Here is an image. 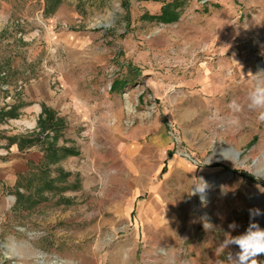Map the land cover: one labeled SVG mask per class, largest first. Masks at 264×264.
Instances as JSON below:
<instances>
[{"label": "rangeland", "instance_id": "rangeland-1", "mask_svg": "<svg viewBox=\"0 0 264 264\" xmlns=\"http://www.w3.org/2000/svg\"><path fill=\"white\" fill-rule=\"evenodd\" d=\"M53 1L0 0V141L36 137L13 118L38 81L74 150L35 142L53 187L2 188L0 264H226L250 209L264 228V0Z\"/></svg>", "mask_w": 264, "mask_h": 264}, {"label": "crops", "instance_id": "crops-1", "mask_svg": "<svg viewBox=\"0 0 264 264\" xmlns=\"http://www.w3.org/2000/svg\"><path fill=\"white\" fill-rule=\"evenodd\" d=\"M42 88L41 83L38 81L29 85V91L34 101L31 105H27L22 109L26 114H23V116L19 114L17 118H13L15 120V126H17L16 129L13 130V134H20L21 132L19 131L24 128H30L29 131H31L32 128H36L37 130V119L41 112V103L44 101L40 93ZM28 117L32 120H28ZM18 139L10 141L8 144L6 141H0V144H6L0 146V192L3 187L14 189L17 184L21 183L23 178L43 165V152L41 147L36 143L21 147Z\"/></svg>", "mask_w": 264, "mask_h": 264}, {"label": "clouds", "instance_id": "clouds-1", "mask_svg": "<svg viewBox=\"0 0 264 264\" xmlns=\"http://www.w3.org/2000/svg\"><path fill=\"white\" fill-rule=\"evenodd\" d=\"M248 99L249 109L258 111V119L264 121V83L258 84L249 93ZM208 187L207 181L202 177L198 178V182L192 185L190 195L200 196L201 203L206 204V191ZM249 213L251 219L247 229L243 233L235 236L231 235L230 232L225 233V238L221 241L220 248L229 249L226 264H260L257 257L264 254V228H261L260 225L255 222L254 217L262 213L259 208L250 209ZM228 227L229 229L235 230L238 225L232 222ZM232 246H236L238 251L233 253L230 250Z\"/></svg>", "mask_w": 264, "mask_h": 264}, {"label": "trees", "instance_id": "trees-1", "mask_svg": "<svg viewBox=\"0 0 264 264\" xmlns=\"http://www.w3.org/2000/svg\"><path fill=\"white\" fill-rule=\"evenodd\" d=\"M60 0H54L53 5H56ZM168 11L165 10L164 15L162 17L166 20H170V17H168ZM11 112V111H10ZM13 113H10V116H13ZM39 132L36 134V137L34 139H27V145H31L35 142H40L45 144L43 147L45 157L47 156L49 161H55L60 156L65 154H73L74 150L69 147H62L61 149L56 145L57 139L60 136L62 130L65 127V121L64 118L58 117L55 113V111L46 106L42 105V115L38 118L37 121ZM52 132L53 135L49 136L47 132ZM43 138L42 141H39V138ZM51 139L50 141L48 139ZM20 142H24V139H20ZM19 142V144H20ZM21 145V144H20ZM22 147V145H21ZM61 150V153L59 152ZM39 177H40V184L38 185L39 188L37 191H42L44 189H50L53 187L54 179H48L45 173H47V166L45 167V164L41 165L39 168ZM60 174L63 176H66L68 173L60 172ZM18 185V184H17ZM27 186L31 185V180H29L26 184Z\"/></svg>", "mask_w": 264, "mask_h": 264}]
</instances>
